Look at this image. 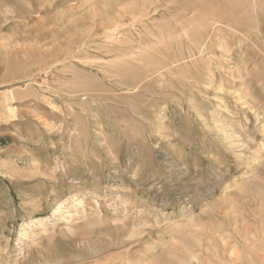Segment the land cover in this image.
<instances>
[{
  "label": "rangeland",
  "instance_id": "1",
  "mask_svg": "<svg viewBox=\"0 0 264 264\" xmlns=\"http://www.w3.org/2000/svg\"><path fill=\"white\" fill-rule=\"evenodd\" d=\"M0 264H264V0H0Z\"/></svg>",
  "mask_w": 264,
  "mask_h": 264
},
{
  "label": "bare ground",
  "instance_id": "2",
  "mask_svg": "<svg viewBox=\"0 0 264 264\" xmlns=\"http://www.w3.org/2000/svg\"><path fill=\"white\" fill-rule=\"evenodd\" d=\"M219 9V8H218ZM213 17V16H212Z\"/></svg>",
  "mask_w": 264,
  "mask_h": 264
}]
</instances>
